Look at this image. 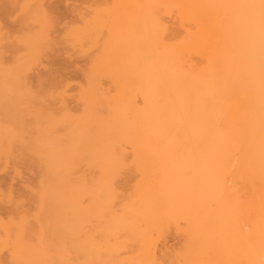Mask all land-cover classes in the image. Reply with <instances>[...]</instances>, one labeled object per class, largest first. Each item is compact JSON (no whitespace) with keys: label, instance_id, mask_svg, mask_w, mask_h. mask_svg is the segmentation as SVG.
<instances>
[{"label":"bare ground","instance_id":"6f19581e","mask_svg":"<svg viewBox=\"0 0 264 264\" xmlns=\"http://www.w3.org/2000/svg\"><path fill=\"white\" fill-rule=\"evenodd\" d=\"M92 1L88 12L72 11L78 24L59 31L52 22L56 10L50 18L53 9L45 0L22 1L18 45L0 24V60L5 50L23 53L15 68L0 69L2 96L3 90H15L17 97L22 96L18 90H31L25 62L51 57L56 63L63 48L90 57L85 81L77 87L79 112L53 96L61 98L59 105L65 100L61 110L25 107V113L10 114V119L0 115V158L37 162L34 181L42 190H55L52 198L65 188H86L83 166L95 164L98 174L89 177L91 184L111 188L108 196L122 186L129 198L121 191L122 197L106 200V189V195L100 193L105 201L100 198L105 203L121 198L126 214L110 210V219L105 209L111 206L103 207L94 186L93 207L90 198L88 206L78 200L87 207L72 202L77 204L62 210L46 198L35 210L20 204L19 219L3 218L9 223L0 241L8 245L6 237H19L21 242L9 247L13 253L16 245L11 263L3 259L0 264H86L92 250L107 256L97 240L110 234L108 251L129 248L128 257L127 250L118 252L126 264H264V0ZM16 2L0 0V11H12ZM54 71L47 77L50 86L67 89L71 83ZM122 170L135 171V183L134 176L121 177ZM103 210L108 229L88 224L92 229L84 230V218L99 217ZM91 230L104 237L96 234V239ZM172 230L181 236L178 250L167 248Z\"/></svg>","mask_w":264,"mask_h":264},{"label":"rangeland","instance_id":"374dc122","mask_svg":"<svg viewBox=\"0 0 264 264\" xmlns=\"http://www.w3.org/2000/svg\"><path fill=\"white\" fill-rule=\"evenodd\" d=\"M16 1V0H15ZM22 1H24V0H17V2L16 3H12L11 5H10V7H11V10L12 11H9V12H7V13H5V14H3L1 11H0V24H1V28H2V30H4L5 32H4V34L6 35V36H10L11 38L9 39V41L11 42H15L16 43V45H18L17 44V40H15V37H16V35L18 34V32H20V27H21V25H20V20H22V18L21 17H24L23 16V12H19L20 10L18 9L19 7V4L22 2ZM91 1V2H90ZM112 2V1H111ZM92 3H93V1L92 0H45V3L44 4H46L45 6L48 8L49 7V11H51L52 9V11H53V13H52V11H51V13H52V15H50L49 14V16H50V18H53V19H55V15L58 17V18H56L55 19V21L53 20V19H51V20H53L52 22L56 25V26H59V27H56V28H58V30L56 29V28H54L53 30H55V33H53V35H58V33H57V31H59V30H62L63 29V26L65 27L66 25V27H68L69 25H72L73 26V24H78V20L76 21V17H75V15L74 14H72V11H73V13H74V10L77 8L78 9V7L80 8V9H82V10H84V12H85V10H86V12H88V6H90L89 4H91L92 5ZM13 5V6H12ZM14 5H16V6H14ZM16 7V8H15ZM18 7V8H17ZM52 7V8H51ZM76 7V8H75ZM14 8V9H13ZM75 8V9H74ZM13 10H15V11H13ZM56 10V11H55ZM71 10V11H70ZM54 11H55V13H54ZM59 12V14H62V15H57V13ZM19 12V13H18ZM2 13V14H1ZM21 13V14H20ZM9 14V15H8ZM16 14H17V16H16ZM53 14H55V15H53ZM15 17H14V16ZM174 16V18L173 19H175V14H173ZM61 16V17H60ZM12 17V18H11ZM63 17V18H62ZM75 17V18H74ZM170 16H166V19L168 20V18H169ZM59 18H61V19H59ZM171 20H173L172 19V16H171V18H170ZM168 20V21H170V22H172L171 20ZM177 19V18H176ZM176 19L173 21V22H175L176 21ZM59 20V22L61 23V24H59V22H57ZM61 20V21H60ZM56 22V23H55ZM3 23V24H2ZM58 23V24H57ZM59 28H61V29H59ZM57 30V31H56ZM13 32H14V34H13ZM6 33H8V34H6ZM57 33V34H56ZM0 42H1V40H0ZM6 42V41H5ZM3 44H4V41L2 42V44L0 43V47L1 46H3ZM6 44V43H5ZM66 49V48H65ZM64 48H63V52L61 51L60 53V57H57L58 58V60H57V62L55 63V62H53V61H50V59H51V57H46V58H44V59H42L41 61H37V62H35V63H27V62H25V67L29 70H25L26 72H27V75H26V72H25V78H27V81H28V83H31L30 84V88H31V90H29L28 92H26V94H25V92L24 91H26L24 88H22L23 90H18L19 92H22V94L21 93H19L18 92V94H20V95H22V96H19V97H17L18 95H17V92H15V90H10L11 91V93H9V91H8V93H7V91L6 90H3L2 91V93H6V95L4 94L3 96H2V94L0 93V96H1V98L2 97H4V98H2L3 100H1V98H0V101H3V102H5V103H3V102H1V104H3V105H5V106H3L2 105V107L0 106V115L2 116V115H4V116H2L3 117V119H5V116H8L9 117V115L10 114H12V116H16V115H21V113H25L27 110H32V111H40V112H44V113H46V111H47V113H49L50 112V109H52V108H57V109H60L61 110V106L63 107V105H64V101L66 102V105L72 110V111H80L81 109H80V106H79V101L77 100V95H78V89H77V87H78V85L79 84H81L82 82H84L85 81V77H84V74H83V71H84V73H85V70L87 69L86 67H87V65H88V60H89V55H87V56H85V55H79V54H77V53H75V51L73 50L72 51V49H66L65 50ZM22 53V51H20V52H17V55H15V54H12L11 52H9V51H7V50H5V52H3V57L1 58V60H0V64L2 65L1 67H0V69L2 68V67H5V69H7L9 66H11L10 68H12V65H13V68H15V65H16V61L18 60V59H20V57H22V56H20L19 54H21ZM23 54V53H22ZM21 54V55H22ZM79 55V56H78ZM85 56V57H84ZM16 57H17V59H16ZM86 57H88V58H86ZM61 58V59H60ZM6 59V60H5ZM88 59V60H87ZM22 61H23V59H22ZM25 61V60H24ZM40 62V63H39ZM28 65V66H27ZM17 66V65H16ZM51 69H53V70H55L54 71V73H55V76L59 79V80H65L66 82H68V83H71L70 84V86H68V88L67 89H65V90H63V87H58V88H60V89H58L57 87H55V88H57V89H55L54 87H52V86H50V83H49V79H47V77H48V74H49V72H50V70ZM48 71V72H47ZM46 72V73H45ZM47 75V76H46ZM40 76H42L43 77V81L41 82V83H39V82H37L38 81V77L40 78ZM30 79V80H29ZM45 79V80H44ZM71 81V82H70ZM45 84V85H44ZM60 85V84H59ZM77 85V86H76ZM60 86H62V84L60 85ZM73 87V88H72ZM37 88V89H36ZM54 88V89H53ZM51 89V90H50ZM72 89V90H71ZM16 90V91H17ZM76 90H77V92H76ZM14 91V92H13ZM64 91H65V93H64ZM68 93H67V92ZM1 92V91H0ZM47 92V93H46ZM51 93V94H50ZM31 94V95H30ZM56 94V95H55ZM67 94V95H66ZM33 95V96H32ZM35 95V96H34ZM37 96V97H36ZM50 96H51V98H50ZM53 96H55L56 98H58V97H62V98H65V100L63 101V105H59L58 104V102L61 100V98L60 99H56L55 97H53ZM9 97V98H8ZM14 97V98H13ZM27 97V98H26ZM30 97V98H29ZM34 97V98H33ZM11 98V99H10ZM32 98V99H31ZM53 98V99H52ZM55 98V99H54ZM18 99V100H17ZM43 99H44V101H43ZM73 100V101H72ZM25 101V102H24ZM30 101V102H29ZM39 101V102H38ZM53 102V103H52ZM61 102H62V100H61ZM7 103L9 104V105H7ZM76 103V104H75ZM0 104V105H1ZM10 104H14L13 105V107H14V112L15 113H17V114H15L14 112H13V107H12V105H10ZM15 104L16 105H18L17 107L15 106ZM21 105H23V106H21ZM30 105H32V107L30 106ZM33 105H36V106H33ZM58 105V106H57ZM21 106V107H20ZM59 106H60V108H59ZM8 108L9 107V109H6L7 111L9 110V113L7 114L6 113V110H4L5 108ZM26 107V109H24ZM30 107V108H29ZM33 107H36V109H34ZM39 107V108H38ZM4 108V109H3ZM21 108H23L24 110H26V111H23V109H21ZM29 108V109H28ZM32 108V109H31ZM79 108V109H78ZM16 109H17V111L18 110H20V112L18 111H16ZM48 110H49V112H48ZM22 111V112H21ZM53 111H56L55 109L53 110ZM12 112V113H11ZM51 112H52V110H51ZM20 113V114H19ZM6 114V115H5ZM15 114V115H14ZM12 116H10V117H12ZM10 117L8 118V119H10ZM7 118V117H6ZM13 118V117H12ZM31 122V120H28V122ZM29 122V123H30ZM32 123V122H31ZM33 124V123H32ZM31 125V124H30ZM3 158V157H2ZM2 158H0V161L1 160H3V161H1L0 162V216L2 217V218H0V225L3 227V226H5V229H3L2 227H0V233H2V232H4V231H6L7 232V229H6V225H4L6 222L7 223H9L8 221H6L5 222V220H6V218L7 219H9V220H12V218L13 217H15V216H17L18 217V215L19 214H17V208L19 209V207L20 206H23V208L25 207V208H28V209H34L35 210V207L36 206H38V203H40V205L42 204V200L40 201L39 199H43V198H46V199H49L50 201H48V204H50V203H52V204H50L51 206H53V205H60L61 206V204H62V206L60 207V206H56V207H54V208H57L56 210H58V209H67V208H71V207H73V205L75 206L77 203H75V204H73L74 202H78V200H80V199H83V201L82 200H80V201H82L83 202V204L85 203H87L88 201H89V198L91 199V201H92V199L94 198V196L95 197H97V199L99 200V198H100V196H101V198L103 199V197L106 195V193H105V191L107 190L108 192H107V196H108V193H110L109 191H111L110 189L108 190V188H104V187H101V188H97L96 189V187H95V185H92L93 183H92V181H90V179L91 178H95L97 175H95V173H97L98 174V168L97 167H95L94 165H93V167L91 168L90 166H88V167H86L87 166V164H88V162H86L87 164L86 165H84L83 167V169L87 172V175H88V183H86L85 185L87 186V184H88V186L85 188V187H83V188H81V187H75V189L73 190L72 188H65V189H63V188H61L62 190H65L64 191V194L62 195V193L61 192H59V194L61 193V195H56L55 196V198H52L53 196H54V194L56 193H54L53 194V192L55 191V190H53L52 188L50 189V188H48V190H46V188L44 189V190H46L47 192H43L44 190H42L43 188H40V184H38L36 181H34L35 180V178H36V176H35V172H34V170L36 169V166L35 165H37V164H35V163H37V162H33V160H32V162H29L30 160H28V162L27 161H25V162H15L13 159H10V160H4V159H2ZM6 158V157H5ZM8 159V158H7ZM25 163H27V164H25ZM25 164V165H24ZM88 165H90V164H88ZM31 166V167H30ZM92 166V165H91ZM177 166H178V164H177ZM35 167V168H34ZM91 168V169H90ZM19 169V170H18ZM34 169V170H33ZM85 172V173H86ZM122 172H123V170H122ZM121 171L119 172V173H121V175H123V176H121L120 174H118V175H120L121 177H123L124 178V176H126L127 175V177L129 178V179H131L130 177H132V176H134V178L132 177V180L134 179V180H136L135 179V171H131L129 174H127V173H122ZM125 172H127L126 170H125ZM137 173V172H136ZM94 174V175H93ZM133 174V175H132ZM89 175H93V176H89ZM131 175V176H130ZM136 176H137V174H136ZM89 177H91L90 179H89ZM138 177H139V175H138ZM134 180H133V182H134ZM31 182H33V184L30 186V185H28V183H31ZM36 182V183H35ZM130 182H131V180H130ZM132 182V183H133ZM92 183V184H91ZM135 183V182H134ZM96 184V183H95ZM38 187H37V186ZM93 186L95 187L94 189H96L97 191L96 192H98L99 193V195H96L95 193V190H93ZM120 186H121V184H120ZM126 185H124V187H125ZM32 187V188H31ZM90 187H92V188H90ZM122 187V186H121ZM121 187H119V192L117 193L120 197H122L123 195H128V193L126 192V191H122V196H121V191H120V188ZM128 187H130V184H129V186ZM24 188V189H23ZM81 188V189H80ZM61 189H56V191L57 190H61ZM68 189H69V191H68ZM87 189V190H86ZM99 189V190H98ZM101 189H102V191H101ZM106 189V190H105ZM126 189H128V188H126ZM131 189V188H130ZM38 190H42V191H38ZM91 190V191H90ZM93 190V191H92ZM124 190V189H123ZM28 191V192H27ZM50 191V192H49ZM104 191V192H103ZM128 191V190H127ZM12 192V193H11ZM30 192V193H29ZM63 192V191H62ZM90 192H95L94 193V196L92 197V195H93V193H91L90 194ZM103 192V193H102ZM34 193V194H33ZM50 193L51 194H53V196L52 195H50ZM89 193V194H88ZM104 194L105 193V195H101V194ZM123 193H125V194H123ZM12 195V198H11V196H9V195ZM117 194H112V196L113 195H115V196H117V198H119L118 197V195ZM91 195V196H90ZM43 196V197H42ZM59 196H61V197H63V201H62V203L61 204H59L58 202L60 201V197ZM98 196H99V198H98ZM110 196V197H109ZM108 197H106V198H104V199H106V200H108L109 198H112V196L111 195H109ZM92 197V198H91ZM9 198H11V200L9 199ZM50 198H52L53 200H51ZM100 198V199H101ZM127 198V197H126ZM126 198H124V201H125V204L128 202V200L126 199ZM128 198H129V195H128ZM28 199V200H27ZM54 199H55V201H54ZM59 199V200H58ZM64 199L66 200V202H64ZM70 200V202L71 203H69V201L68 200ZM101 199V201L103 202V207H109V205L111 206V208H108L109 209V211H108V209H105L106 210V212L105 213H108V215H109V217H110V219H111V216H110V214H109V212H110V210H111V212L112 211H114V210H118L120 213H121V210L123 209V207L122 206H124V205H122L121 207L119 206V201H121L120 199L118 200V199H116V197H114V199L112 200L113 202H114V200H117V201H115L114 203L111 201V202H104L103 200ZM126 199V200H125ZM95 200H96V198H95ZM94 200V201H95ZM37 201V202H36ZM40 201V202H39ZM58 201V202H57ZM67 201H68V204H66L67 203ZM78 202V204H77V206H79V204L81 205L82 204V202ZM94 201H92V204H90V207H93L95 204H96V202H94ZM97 201V200H96ZM25 202V203H24ZM73 202V203H72ZM123 202V201H122ZM89 203V202H88ZM124 203V202H123ZM21 204V205H20ZM65 204H66V206H65ZM69 204L71 205V207H68L69 206ZM82 204V206H85V205H83ZM113 204V205H112ZM122 203H120V205H121ZM20 205V206H19ZM35 205V206H34ZM63 205L65 206L64 208H63ZM87 205V204H86ZM17 206H19V207H17ZM88 206V205H87ZM87 206H85V207H87ZM115 206V207H114ZM67 207V208H66ZM113 207V208H112ZM117 207V208H116ZM22 208V207H21ZM37 208V207H36ZM113 209V210H112ZM119 209H121V210H119ZM15 210V211H14ZM105 210H103L102 212H103V215H99V217H97V216H90V218H92V219H90L89 217H85L84 218V220L81 222L82 224L81 225H83L84 226V224H87V225H85V228H84V230L86 229V231L88 230V231H90V228L92 227L91 225L93 224V226L95 225V224H99V225H95L96 226V228H98V226H100L101 224H102V226H100L101 228H104L105 226H109L108 225V223H110V220L108 219V217H107V220L109 221H107L108 223H103L104 221H106V216H108V215H106V214H104V211ZM118 211H115V212H117L118 214H119V212ZM124 210H122V213H124L123 212ZM16 212V213H15ZM110 212V213H111ZM102 214V213H101ZM125 214H126V212H125ZM104 215H106V216H104ZM121 214H119L118 216H120ZM124 215V214H123ZM123 215H121L122 217H123ZM17 217H15L14 219H19L20 218V216L17 218ZM125 217V216H124ZM121 218V219H124V220H126V218ZM3 218H5V220H3ZM95 218V219H94ZM105 218V219H104ZM88 219H90V223H89V221H88ZM104 219V220H103ZM95 220H97V221H95ZM103 220V221H102ZM99 221H101V223H99ZM123 221V220H122ZM3 224V225H2ZM88 224H91L90 225V228H86L87 226H89ZM106 224V225H105ZM80 225V226H81ZM29 227L30 226H32V224L31 225H28ZM99 227V228H100ZM107 227H105V228H107ZM94 228V227H93ZM98 228V229H99ZM105 228H104V230H105ZM92 229V228H91ZM108 229V228H107ZM3 230V231H2ZM82 230H83V228H82ZM97 230V229H96ZM110 230V229H109ZM85 231V232H86ZM87 231V232H88ZM94 232V230H91V233L93 234V232ZM173 232H170V234H169V237H168V240H167V248L170 250V249H172V250H178V248L180 247L179 245L181 244V239H180V237L178 236V233L177 232H175L174 230H172ZM97 231H95V233L93 234V236H96V234L97 235H99L100 234V236H99V240H101L103 237H104V235L103 236H101L102 234L101 233H96ZM101 232V231H100ZM111 232V231H110ZM83 233H84V231H83ZM89 233V232H88ZM106 233H108V232H106ZM106 233H105V236H106ZM4 235H0V237L2 236V238H5L4 236H5V234L6 233H3ZM91 234V235H92ZM104 234V233H103ZM121 234V233H120ZM119 235V234H118ZM110 236V237H109ZM109 236H106V237H104V239H107V237H109L108 239H107V241H106V243H105V241H104V239H103V241L101 240V242H98V240H97V243H103L102 245V247H101V250L102 251H104V252H107L106 253V255L107 256H110V257H112V258H110V257H107V256H105V253H103V252H100V256H99V253L97 254H95L94 252H96L95 250L92 252L91 251V253H89V255L91 256H94L93 257V259L94 258H97V256H98V259H96V260H98L97 261V263L98 264H103V263H101V262H104L105 264H111L112 263V261H114V264L116 263V264H118L119 262V260H120V262L122 263V264H126L127 263V260L126 261H122L123 259H125L124 257H122L121 256V254H120V256H119V254H118V252H120V253H123L122 251H124V254H125V251L127 250L126 249V246H124V248H125V250L122 248V247H119V248H117L116 246V248H113V249H111L110 251L113 253H115V254H117L116 255V257H115V255L114 254H112L111 255V252L110 251H108L109 249H108V246H109V240H111V241H113L111 238H112V235L110 234ZM114 236V235H113ZM7 238V241L9 240V242H7V244L8 245H5V243H6V241H4V240H1L0 241V262L1 263H4V261H3V259L5 260V259H8L9 260V262L11 263V261H10V256H12V257H14L15 256V250H16V245H18L19 244V242H21V241H19L18 239H19V237L17 238H13V237H10V238H8V237H6ZM28 238V237H27ZM1 239V238H0ZM23 239V238H22ZM21 238H20V240H22ZM96 239H98V237L96 236ZM124 240L125 238H124V235H122V236H119V240ZM6 240V239H5ZM11 240H16V241H11ZM122 240V241H123ZM26 241H28V243H30V242H32L31 241V239L30 240H27L26 239ZM110 241V242H111ZM125 241V240H124ZM124 241L123 242H121V243H124ZM18 242V243H17ZM4 243V246L2 245ZM13 243H15L14 244V251H12L13 253H14V255H12L13 253H11V251L9 252V250H10V246H12L11 244H13ZM105 243V244H104ZM10 244V245H9ZM2 245V246H1ZM106 246V248H104L105 246ZM120 245H122V244H120ZM120 245H118V246H120ZM126 245V244H125ZM7 247V248H6ZM10 247V248H9ZM5 248V249H4ZM9 248V249H8ZM109 248H110V246H109ZM7 249V250H6ZM11 249V250H12ZM104 249V250H103ZM117 249H118V251H117ZM119 249H121L120 251H119ZM123 249V250H122ZM164 248L162 247V246H159V253L161 254V252H162V250H163ZM100 250V251H101ZM117 251V252H116ZM129 251V248H128V250H127V252ZM161 251V252H160ZM11 255H10V254ZM4 254V255H3ZM123 255V254H122ZM128 255H129V252L127 253V254H125L124 256L126 257H128ZM96 256V257H95ZM106 258H110V259H112V261L110 260V261H107L108 259H105V257ZM9 257V258H8ZM11 257V258H12ZM104 259H103V258ZM113 257H114V260H113ZM15 258V257H14ZM13 259V258H12ZM90 259H92V258H89V261L88 262H86V264H88L89 262H91L90 261ZM92 259V261L94 262L95 260H93ZM100 259H102V260H100ZM127 259V258H126ZM8 262V261H7ZM8 262V263H9ZM93 262H91V264L93 263ZM96 262V261H95ZM109 262H111V263H109ZM25 264V263H24ZM90 264V263H89ZM94 264V263H93ZM120 264V263H119Z\"/></svg>","mask_w":264,"mask_h":264}]
</instances>
